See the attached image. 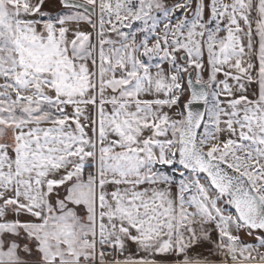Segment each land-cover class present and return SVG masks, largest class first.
Returning a JSON list of instances; mask_svg holds the SVG:
<instances>
[{"label": "snow or ice", "instance_id": "1", "mask_svg": "<svg viewBox=\"0 0 264 264\" xmlns=\"http://www.w3.org/2000/svg\"><path fill=\"white\" fill-rule=\"evenodd\" d=\"M0 264H264V0H0Z\"/></svg>", "mask_w": 264, "mask_h": 264}]
</instances>
